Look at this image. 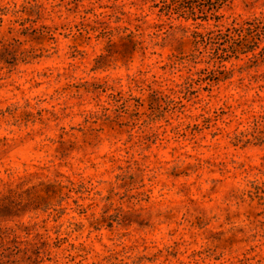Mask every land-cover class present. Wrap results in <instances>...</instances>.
<instances>
[{
	"label": "rangeland",
	"instance_id": "rangeland-1",
	"mask_svg": "<svg viewBox=\"0 0 264 264\" xmlns=\"http://www.w3.org/2000/svg\"><path fill=\"white\" fill-rule=\"evenodd\" d=\"M0 264H264V0H0Z\"/></svg>",
	"mask_w": 264,
	"mask_h": 264
}]
</instances>
